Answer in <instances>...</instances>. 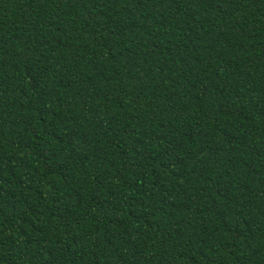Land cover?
I'll return each mask as SVG.
<instances>
[{
    "label": "trees",
    "instance_id": "16d2710c",
    "mask_svg": "<svg viewBox=\"0 0 264 264\" xmlns=\"http://www.w3.org/2000/svg\"><path fill=\"white\" fill-rule=\"evenodd\" d=\"M0 264H264V0H0Z\"/></svg>",
    "mask_w": 264,
    "mask_h": 264
}]
</instances>
